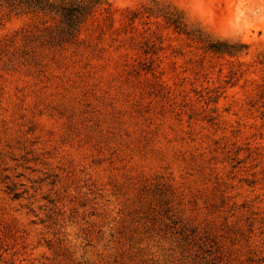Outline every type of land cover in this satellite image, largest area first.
<instances>
[{"label":"rangeland","instance_id":"obj_1","mask_svg":"<svg viewBox=\"0 0 264 264\" xmlns=\"http://www.w3.org/2000/svg\"><path fill=\"white\" fill-rule=\"evenodd\" d=\"M103 1L0 7V264H264V0Z\"/></svg>","mask_w":264,"mask_h":264},{"label":"trees","instance_id":"obj_2","mask_svg":"<svg viewBox=\"0 0 264 264\" xmlns=\"http://www.w3.org/2000/svg\"><path fill=\"white\" fill-rule=\"evenodd\" d=\"M104 5L106 4L103 0H0V7L12 11L57 18L55 35L51 37L56 42L73 39V35L79 32L81 26L92 18L94 13L104 11L109 14ZM162 16L167 24L186 34V26L180 13H166Z\"/></svg>","mask_w":264,"mask_h":264}]
</instances>
